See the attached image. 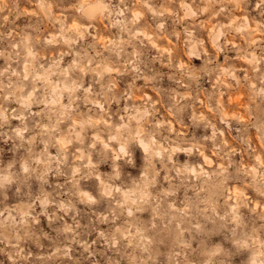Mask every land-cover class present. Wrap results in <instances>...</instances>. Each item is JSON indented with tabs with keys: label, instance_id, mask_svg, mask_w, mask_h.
<instances>
[{
	"label": "clouds",
	"instance_id": "obj_1",
	"mask_svg": "<svg viewBox=\"0 0 264 264\" xmlns=\"http://www.w3.org/2000/svg\"><path fill=\"white\" fill-rule=\"evenodd\" d=\"M175 2L179 8L170 16L155 0H140V8L130 0H34L40 11L27 25L31 33L16 41L13 32L0 31L11 49L0 51L11 62L0 70V255L8 264H75L73 245L83 248L80 264H99L98 241L106 248L105 264H264V150L253 143V136L264 143V37H256L264 33V0ZM19 5L0 0V13L14 14V24L24 15ZM145 13L154 35L183 36L185 53L201 61L199 74L177 65L179 73L169 77L157 67L162 55L143 59L141 37H151L137 24ZM203 16L224 17L213 25L211 40L225 56L234 51L226 47L229 36L248 40L238 50L247 68L215 64L198 34ZM45 18L60 25L58 35H37ZM100 20L115 29L103 52L87 42ZM173 26L179 31H169ZM38 44L68 47L41 63ZM64 57H71L67 68ZM213 76L220 77L215 85ZM225 76L230 88L247 91L244 120L213 104ZM140 81L165 98L171 121L158 117L160 101L150 95L127 103ZM200 89L215 120L195 110L205 101L190 93ZM176 123L194 129V139H185ZM205 146L223 163L204 168ZM245 182L254 198L244 190L236 198L227 194L230 183ZM117 220L113 230L101 227ZM92 232L97 240L82 243Z\"/></svg>",
	"mask_w": 264,
	"mask_h": 264
},
{
	"label": "rangeland",
	"instance_id": "obj_2",
	"mask_svg": "<svg viewBox=\"0 0 264 264\" xmlns=\"http://www.w3.org/2000/svg\"><path fill=\"white\" fill-rule=\"evenodd\" d=\"M155 3L160 7H167L168 9V15H172L178 8L179 4L175 2V0H155ZM197 3H199V0H197ZM130 7L140 8V0H130L129 3ZM20 10L24 13V15L20 16L19 18L15 19V23H11L10 21L15 18L14 14H9L7 11L4 13H0V17L3 15H8L9 20L3 21L0 19V24H3V28L0 29V31L7 34L9 31L14 33V38L16 41H18L22 34L25 32L31 33V28L27 27L29 23H35L37 20V16L35 15L36 12H39L40 10L37 8L36 4L34 3V0H20ZM55 14L57 17H59L60 10L54 9ZM238 15L242 14V12L237 13ZM42 15V13H41ZM183 15V13H181ZM217 20H224V17H212L211 19H208L207 16L201 17L202 23H200L198 34L201 35L206 41V49L207 53H210L213 55L215 64H219L222 67L227 66L229 64L236 65L237 67L247 68L248 65L246 64L245 60L240 57L238 50L240 48H246L248 47V40L241 35H231L227 39L229 40V43L226 45V47L234 49L233 52H231L228 56H225L223 53H220L217 51L215 44L211 40V32L212 27L216 23ZM68 26L71 29H75L74 22L68 21ZM98 28L96 29H90L92 31V36L88 37V41H94L95 45L100 51H104V46L107 43V41L111 38L112 33L115 31V29H109L107 21L100 20L97 22ZM60 25L56 23H50L45 18L44 23L40 26V32L37 34L40 37H48L52 38L53 36L58 35ZM137 28L146 30L148 33L152 34L153 40L156 42L157 46L151 45L150 41L146 37H141L144 41V46L142 48V51L144 52L143 59L147 62L149 60L150 55H162L164 60L162 64L157 65L158 68L162 69L163 72L167 73L169 77H171L174 74L179 73V65L180 67L187 66L188 69L192 72H195L197 74L200 73V64L201 61L197 60L195 57H189L185 51H184V44H183V36L180 35L179 38L175 35H154V25L151 22L150 14L145 13L143 17L140 18V22L137 24ZM175 28H170L169 31H172ZM175 30L179 31L178 28H175ZM257 38L264 37V33L257 32L256 33ZM86 41H82L81 43H85ZM223 42V41H222ZM9 39L0 40V51L9 52L11 49L9 48ZM68 46L66 44H53L47 47H41L39 44L37 45V50L40 52L41 56V63H45L46 61H52L60 56L61 51L66 49ZM173 49L175 50L172 53H169L167 50ZM130 50V49H129ZM105 55H107V52H104ZM259 54V53H258ZM71 59V57H64L63 61L61 62V67L67 68L68 62ZM171 61V62H170ZM11 63L6 59V56H0V70L7 68L8 64ZM215 66V65H213ZM12 67H16L15 63H12ZM86 79L90 80L91 76L88 73H82ZM242 77L245 75L243 71L239 73ZM55 79V78H53ZM122 79H128V77H123ZM205 79H208L205 77ZM220 80L219 76H213L212 79L209 81V83L215 85ZM117 84V88L121 89L123 85L120 83L119 80L115 81ZM166 78V83H167ZM143 81L138 82L137 87L134 91V99L127 101L128 104H141L143 103L144 99L147 96H152L154 100H159L160 103L157 104V108L160 110L158 113V117L161 119H166L168 121H171L173 117L167 112L166 106H165V98L161 95L160 92H158L156 89L152 87H142ZM227 83V84H226ZM174 86V85H173ZM39 87V85L37 86ZM199 95L200 100H204L205 103L200 104L199 102L196 103L195 110L198 112H204L206 113L210 118L213 120L216 119V113L212 110V108L209 107L207 102V93L200 89L197 93H190V95ZM239 99V100H238ZM67 101H65L66 103ZM220 104L224 107V112L226 116H231L233 119L235 117L240 116L242 120L247 118V109L246 106L249 103V97L247 95L246 89L243 87L239 90H236L235 87H229V80L225 76L223 78V87L221 88L220 94L215 97L213 104ZM13 107H16V105H13ZM87 107H90L88 105ZM115 107V106H113ZM82 110L86 111V106L82 105ZM228 114V115H227ZM17 123V121H13V124ZM72 122H65V124L61 125V128H66L67 124ZM222 126V125H221ZM174 129L177 131H181L185 134V139H194L192 137V132L194 129L190 128L188 124H179L176 123L173 125ZM201 133H197V135H200ZM165 135H168V133H165ZM174 136V133L171 134ZM226 139L229 141V143L233 146H235L236 141L232 137L231 133H228ZM253 143L261 150H264V143H261L259 139L255 136H253ZM71 150V149H70ZM53 153L55 150H52ZM242 157L246 160L247 159V153L241 154ZM206 157V158H204ZM237 159H240L241 156L238 155L236 157ZM208 159L209 162H206ZM200 160L203 163L204 168H214L217 166V162L223 163V161L220 160V157L216 155L215 152L211 151L209 147L205 146L203 153L200 156ZM214 161V162H213ZM206 163V164H205ZM208 163V165H207ZM244 190L246 192L247 198H254L255 193L252 192V189L248 186L247 182L244 184H235L230 183L228 188V195H231L232 197L236 198L239 196L240 192ZM236 191V192H235ZM232 201H229L231 203ZM255 205H253L254 207ZM241 211L246 212V209H241ZM67 220V226L70 228L72 226V220L70 217L66 218ZM120 221L117 220L115 222V225L110 228L108 225H102L101 227L103 229L107 230H113L115 226H119ZM94 240H97V233H85V235L82 237V243L83 241H87L88 244H92ZM93 249L97 252V255L94 257L96 261L99 262V264H105V260L107 258L106 256V248L102 241H98L96 244H93ZM92 249H90L91 251ZM131 249H129L130 251ZM83 252V248L80 245H73V257L75 264H80L79 259V253ZM87 255V253H85ZM107 255H111L110 252L107 253ZM0 259L5 260V264H8L6 256L0 255Z\"/></svg>",
	"mask_w": 264,
	"mask_h": 264
},
{
	"label": "bare ground",
	"instance_id": "obj_3",
	"mask_svg": "<svg viewBox=\"0 0 264 264\" xmlns=\"http://www.w3.org/2000/svg\"><path fill=\"white\" fill-rule=\"evenodd\" d=\"M140 22V21H139ZM74 26L76 27V25L74 24ZM144 32H146V33H148L146 30H143ZM149 34V36L151 37V39H148L147 37V39L150 41V43H151V45H153V46H157V44H156V42L153 40V37H152V34H150V33H148ZM227 84V83H226ZM239 100V99H238ZM226 113V112H225ZM228 115V114H227ZM229 116V115H228ZM204 158H206V157H204ZM210 161V160H209ZM208 161V159L206 160V162H209ZM214 162V161H213ZM206 164V163H205ZM207 165H208V163H207ZM236 192V191H235ZM238 192H240V191H238Z\"/></svg>",
	"mask_w": 264,
	"mask_h": 264
}]
</instances>
